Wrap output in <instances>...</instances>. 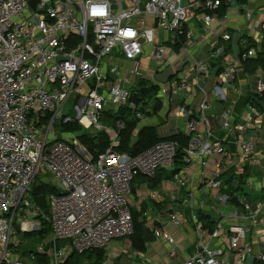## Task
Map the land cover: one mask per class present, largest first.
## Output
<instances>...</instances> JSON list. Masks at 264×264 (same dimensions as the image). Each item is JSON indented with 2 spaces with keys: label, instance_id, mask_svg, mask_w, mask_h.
<instances>
[{
  "label": "built area",
  "instance_id": "2783aa9c",
  "mask_svg": "<svg viewBox=\"0 0 264 264\" xmlns=\"http://www.w3.org/2000/svg\"><path fill=\"white\" fill-rule=\"evenodd\" d=\"M36 1L33 8L30 0H0V264H29L12 255L10 241L16 225L21 233L30 231L25 227L30 221L35 228L40 226L35 218L41 211L31 191L41 178L50 177V185L56 190L47 197L54 241L67 242L74 253L83 255L132 237L135 224L129 196L134 180L140 176L155 179L160 171L175 168L178 141L162 140L137 155L119 153L114 150L118 146L115 131L101 122L110 105L116 111L128 108L139 120L149 112L146 106L132 101L135 89L124 85L121 68L108 64L112 57L129 62L140 59L145 15L152 17L160 29L174 34L176 44L183 38L194 41L195 35L187 27L199 13L208 31L223 9L242 12L251 27L241 35L237 56L227 62L220 75L222 84L214 89L220 100L230 99L229 90L244 62L256 58L257 53L264 57V5L250 8V0H186L185 6V0ZM134 19L141 29L131 24ZM221 39L230 42L232 35L226 32ZM163 53L164 47L157 46L154 56L158 69L165 65ZM196 68L209 75V63H198ZM168 84L173 99L184 97L191 89L187 78L170 79ZM250 91L239 123H233L229 111L217 121L222 130L238 133L240 162L233 161L234 156L222 142L211 140L212 124L204 113L207 103L199 106V116L188 123L184 163L201 161L206 167L214 160L212 179L205 184L222 191L220 199L234 202L249 223L230 229L226 248L214 249L201 242L184 264H246L247 258L254 256L249 237L263 216L264 203L255 196L256 178L240 180L233 170H264L254 137L247 135L253 131L256 136L263 129L264 108L260 111L255 105L257 98L264 99V79L257 76ZM189 114L188 107L182 106L180 115ZM69 123L113 135L109 149L93 159L76 138H58L56 129ZM118 127L123 128V124ZM222 165L227 168V178ZM181 185L186 181L181 180ZM195 222L200 236L202 223ZM223 234V222H218L210 239ZM153 235L176 244L162 228L155 229ZM169 255L174 258L176 250ZM255 258L254 264H264V242ZM51 264H63L58 254Z\"/></svg>",
  "mask_w": 264,
  "mask_h": 264
},
{
  "label": "crops",
  "instance_id": "0c3cea01",
  "mask_svg": "<svg viewBox=\"0 0 264 264\" xmlns=\"http://www.w3.org/2000/svg\"><path fill=\"white\" fill-rule=\"evenodd\" d=\"M249 5L250 8L261 7L264 5V0H250ZM126 6H129L128 2H126ZM144 19L146 25L142 29L141 27H137V19L131 22L134 27L141 29L144 33L146 32L145 36L140 37V41L143 44L140 59L137 62H129L120 57H112L108 62V64H116L121 68V78L124 85L130 89L133 86L135 94L140 92L137 86L140 81H145L157 88L154 96L150 99L142 97L138 102L139 106H146L149 112H146L143 119H138L139 123L133 133L130 145H134L137 141L138 134L147 128L154 129L158 138L162 140L175 136L185 137L184 134L187 133L189 121L197 118L199 116V106L202 103H207L208 108L204 113L212 124L211 140L222 142L228 152L234 156L233 161L235 163L240 162L236 145L238 133L222 130L217 121L223 112L229 111L232 115L233 123H239V117L251 96L250 89L254 86L257 76L258 78L264 79V70H258L254 75H249L245 73L243 66H240L234 87L229 90L230 99L228 101L220 100L215 95L214 89L215 87L221 86L220 75L224 71L225 65L230 58H234L232 50L230 53H227L225 47L227 43L231 45V41H223L221 39L222 35L226 32L231 34L232 38L235 33L242 35L249 30L251 27L250 23L245 19L242 12H239L235 8L223 9L219 13V19L212 24L211 29L205 31L202 25V13H199L187 27L188 30L194 33V41L188 42L185 39H181V41L184 40L185 42L183 48L176 50L175 45L177 43L173 44L175 40L174 34L160 29L154 23L152 17L145 15ZM156 32H158L157 42ZM161 39L164 41L163 44L166 45L163 53L164 67L158 69V64H156L155 70H151L147 68L149 63L146 65V71L143 70V62L146 59H144V54L147 52L149 45H151V52L149 54L147 53L148 55L146 57L148 59L151 57L157 62L154 51L159 45L155 44L160 42ZM253 48L259 52L256 46ZM198 63L199 65L201 63H209V75L198 71V68H196ZM168 67H172L175 72V76L171 78L172 81L181 78H187L189 80L191 89L184 97L173 99L169 84L162 85L155 81V76ZM235 88L237 90L239 89L240 93ZM182 106L188 107L189 116L182 117L180 115ZM255 106L262 111L264 108V99L261 101L257 100ZM118 111L110 105L107 113L115 117ZM119 124L121 122L117 123L116 128L104 125L106 128H111L115 131L118 145ZM200 130L203 134H207L204 126H201ZM96 134L98 133H92V135ZM56 135L58 138H76L78 140L76 136L67 137L70 134L64 131L63 126L56 129ZM247 135L252 138L254 137L255 146L261 152L264 163V125L263 129L256 136L253 131H249ZM110 138L112 142L113 135H110ZM214 163V160H210L207 166L204 167L201 161H196L190 165H181L179 170L175 172V168L172 170H162L155 179H148L141 176L137 177L132 184L131 194L129 196L132 213L139 214L140 219L145 215L144 225L149 228L152 234L155 229L162 228L166 234L174 238L176 244L166 243L156 238L154 242L147 243L143 237L144 251L140 252L134 248L129 237L124 238L128 242H125L124 239H118L116 241L120 242L113 244L116 242L113 241L104 250L106 256L113 255L115 256L114 258H117L120 255L122 256V254L128 255L130 252L127 257V262L137 259V261L147 262L148 264H184L189 257L197 252L201 242L207 243L210 245V248L214 249L226 248L230 236V229L249 222L244 219L242 212L236 208L234 202L229 201L225 203V199H220L223 198L222 191L213 189L205 184L212 179ZM222 170L223 173L227 172L225 165H222ZM233 170L238 172L240 180L249 177L256 178L255 196L258 201L264 203V170L262 171L258 167H247L244 173L238 168ZM227 176L228 173L224 175L226 178ZM181 180L186 181L185 186L181 185ZM209 212H215L223 217H221L220 221H216L204 215V213ZM236 212H238V215ZM194 218L197 222L202 223L203 230L200 236L197 232ZM218 222H223L224 234L219 239L211 240L210 237L216 229ZM256 226L253 228L251 236L249 237V242L253 245L254 257L258 255L259 246L264 242V211L262 218ZM15 234L19 235L22 233L16 232ZM11 245H14V247L21 246L19 243H12ZM64 248L71 251L70 255L74 253L68 243L67 245L65 244ZM173 250H176L179 256L176 255L172 258L169 253ZM11 253L13 256L15 255L12 249ZM22 260L29 263L26 259ZM117 264H123V261Z\"/></svg>",
  "mask_w": 264,
  "mask_h": 264
},
{
  "label": "trees",
  "instance_id": "16d2710c",
  "mask_svg": "<svg viewBox=\"0 0 264 264\" xmlns=\"http://www.w3.org/2000/svg\"><path fill=\"white\" fill-rule=\"evenodd\" d=\"M184 39V38H183ZM184 40L180 41L175 45L176 50L183 48ZM227 53L231 52V45L226 44ZM243 69L245 73L249 75H254L258 70H264V57L257 53V57L253 59H248L243 63ZM138 88L140 92L138 94H133L132 101L136 104L141 100L142 97L150 99L154 96V93L157 91V88L151 84L146 83L145 81H140L138 83ZM261 101L263 98H257ZM157 110V109H155ZM101 122L103 125L112 126L113 128L117 127V123L121 122L123 128L119 129L118 139L119 145L114 148L115 151L119 153H130L132 155H137L156 143L162 141L159 139L156 131L152 128L143 129L139 134L137 141L134 145H130L132 142L133 133L139 123V120L136 118L135 114L128 108H121L117 115L111 116L107 112L103 114ZM64 131L75 134L78 138L81 145L86 148V150L91 154L93 159H97L98 156L102 153H105L111 144V138L109 133L101 132L96 135L88 134L84 132V129L78 123H69L64 125ZM118 133V132H117ZM164 140V139H163ZM166 140L178 141L180 143V149L177 154V160L175 163V171H178L181 165H184V152L183 150L188 146V139L184 136H175ZM186 165V164H185ZM40 185H34L31 194L34 203L39 207L41 215L35 219L41 222V230L38 233L41 239H46L52 235L51 227L48 222L49 217V205L47 202V197L51 193H55L56 190L50 184L43 183L39 181ZM133 220L135 224V233L130 240L133 243L134 248L140 252L144 251V240H143V225L139 223L140 215L133 212ZM24 236L33 235V232L22 233ZM58 249L61 248L62 242H55ZM24 247L14 245L10 246L13 253L20 257V259H26L29 261V264H50V258L48 254L45 253H35L29 252L23 249ZM105 255L104 250H94L90 251L83 255H78L77 253H72L68 258L63 262V264H100Z\"/></svg>",
  "mask_w": 264,
  "mask_h": 264
},
{
  "label": "rangeland",
  "instance_id": "374dc122",
  "mask_svg": "<svg viewBox=\"0 0 264 264\" xmlns=\"http://www.w3.org/2000/svg\"><path fill=\"white\" fill-rule=\"evenodd\" d=\"M157 36H158V32H156V42H157ZM163 43H164V41H163V39H161V41L158 42L155 45L162 46V47H164L166 49V45H164ZM150 52H151V45H149V47L147 48V52L144 54V59L145 58L147 59V60L145 59L144 62H143V70H145V71H146V67H147L146 65H148L149 63L150 64L148 65L147 68H149L151 70H155V67H156V64H157V62H156L155 59H153L151 57H150V59H148L146 57ZM66 113L67 114L69 113V109L68 108L66 109ZM72 115L73 114L71 112L70 113V116H72ZM84 132L85 133H88V134L89 133L90 134L93 133L92 130L87 131L85 129H84ZM69 134L70 135L67 136V137L76 136L75 134H71V133H69ZM40 180L43 183H48V184H51L52 183V180L50 179V177H48V178H41ZM30 220H32V219H30ZM38 222H40V221H38ZM29 229H30V231H28V232H33V235L24 236L23 234H19V235L13 234L12 237H11L10 244H12V243L13 244L14 243H19L22 247H24L23 248L24 250L29 251V252H38V251H43L44 253L46 252L48 254L49 258H50V263H52L54 261L55 254H58V259H60L62 262H64L68 258V256L70 255V252L71 251L64 248L65 244L67 245V243L62 242L61 243V248L58 249L56 247V243H55L52 235L50 237L46 238V239H41L38 236L39 235L38 233L41 230V222H40V226L38 228H35V224L32 223V221H30V223H29ZM124 240H125V242H128L127 239H124ZM117 242H120V241H116L113 244H116ZM129 253H128V255H129ZM128 255L127 254H122V256L120 255L119 257L114 258L115 256H113V255L106 256V254H105L104 257H103V259H102V261L100 262V264H117V263H120V261H123V264H132V263L139 264L138 262H134L132 260H129V262H127L128 261V259H127ZM176 255H178L177 252H176ZM14 256L16 258H20V257H18L16 255H14Z\"/></svg>",
  "mask_w": 264,
  "mask_h": 264
},
{
  "label": "water",
  "instance_id": "95a60500",
  "mask_svg": "<svg viewBox=\"0 0 264 264\" xmlns=\"http://www.w3.org/2000/svg\"><path fill=\"white\" fill-rule=\"evenodd\" d=\"M36 3L37 1L36 0H30V5L35 8L36 6ZM183 6H185L187 4V1H183ZM240 38H241V35L239 33H235L233 35V38L231 40V47H232V52H233V57L235 58L237 56V52H238V44H239V41H240ZM175 76V72L173 70L172 67H168L166 68L164 71H162L161 73H158L156 76H155V81L159 84H162V85H165L167 84L171 78H173ZM61 119L58 120L56 122V126L60 125L61 124ZM130 154V153H129ZM37 186L40 185L39 182L36 183ZM62 194V192H61ZM204 215L206 217H209L211 219H214L216 221H220L221 220V216L215 212H209V213H204ZM144 220H145V215L142 216V218L139 220V223L140 224H143V233H144V240L149 243V242H154L155 241V237L154 235L151 233V231L149 230V228H147L145 225H144ZM14 229L17 233H20L21 232V228L20 226L16 225L14 226ZM255 257L254 256H249L247 258V262L246 264H254L255 262Z\"/></svg>",
  "mask_w": 264,
  "mask_h": 264
},
{
  "label": "bare ground",
  "instance_id": "6f19581e",
  "mask_svg": "<svg viewBox=\"0 0 264 264\" xmlns=\"http://www.w3.org/2000/svg\"><path fill=\"white\" fill-rule=\"evenodd\" d=\"M25 227H26V228H29V226H25ZM26 228H25V229H26Z\"/></svg>",
  "mask_w": 264,
  "mask_h": 264
}]
</instances>
